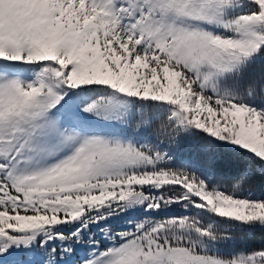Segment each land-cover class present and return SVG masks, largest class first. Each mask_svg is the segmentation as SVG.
I'll return each mask as SVG.
<instances>
[{"label":"snow or ice","instance_id":"snow-or-ice-1","mask_svg":"<svg viewBox=\"0 0 264 264\" xmlns=\"http://www.w3.org/2000/svg\"><path fill=\"white\" fill-rule=\"evenodd\" d=\"M0 264H264V0H0Z\"/></svg>","mask_w":264,"mask_h":264}]
</instances>
